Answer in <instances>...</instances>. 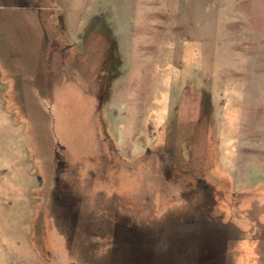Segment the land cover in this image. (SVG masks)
I'll list each match as a JSON object with an SVG mask.
<instances>
[{"label": "rangeland", "instance_id": "1", "mask_svg": "<svg viewBox=\"0 0 264 264\" xmlns=\"http://www.w3.org/2000/svg\"><path fill=\"white\" fill-rule=\"evenodd\" d=\"M156 227L157 264H264V0H0V264Z\"/></svg>", "mask_w": 264, "mask_h": 264}, {"label": "water", "instance_id": "2", "mask_svg": "<svg viewBox=\"0 0 264 264\" xmlns=\"http://www.w3.org/2000/svg\"><path fill=\"white\" fill-rule=\"evenodd\" d=\"M156 228V231H154V228L153 231L144 229L137 234L133 231L132 239L123 241L121 248L115 251L110 264H157L155 261L154 237L161 228Z\"/></svg>", "mask_w": 264, "mask_h": 264}, {"label": "flooded vegetation", "instance_id": "3", "mask_svg": "<svg viewBox=\"0 0 264 264\" xmlns=\"http://www.w3.org/2000/svg\"><path fill=\"white\" fill-rule=\"evenodd\" d=\"M215 225H218V224H215ZM216 227H217V226H216ZM123 243H124V242H122V244H123ZM122 244H121V245H122ZM204 244H205V243H204ZM194 258H195V257H194ZM186 260H188V259H187V256H186V258H185L184 260H181V261H186ZM194 260H195V259H192L191 261H189V263H190V264H194V263H195ZM175 263H176V262H175Z\"/></svg>", "mask_w": 264, "mask_h": 264}]
</instances>
